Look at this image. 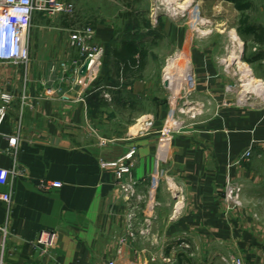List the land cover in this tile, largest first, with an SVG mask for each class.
<instances>
[{"label": "crops", "instance_id": "1", "mask_svg": "<svg viewBox=\"0 0 264 264\" xmlns=\"http://www.w3.org/2000/svg\"><path fill=\"white\" fill-rule=\"evenodd\" d=\"M61 1L75 6L72 16L62 15L69 21L34 17L29 70L0 64L1 90L13 96L0 118V171L24 172L0 184V193L12 196V205L0 202V264H230L225 259L231 256L264 264V242L248 206L264 181V107L225 105L231 82L221 64L223 50L208 47L207 40L191 50L190 29L166 20L160 36L147 43L128 30L131 16L122 11L133 6L122 7V0ZM251 2V12L258 13L251 22L264 30V0ZM83 7L85 23L75 19ZM88 26L105 53L85 102L47 97L44 83L54 69L57 88L76 94L70 83L60 84L61 65L79 59L70 32ZM246 37L254 43L255 35ZM154 39L155 45L167 43L170 54L178 49L190 55L195 98L207 106L182 135L161 133L169 109L155 61L163 63L167 54L155 52ZM125 45L136 53L122 59ZM142 116L153 120V133L130 137ZM11 139H17L15 148ZM134 149L127 179L137 183L140 200L129 204L119 195L116 170L102 164ZM228 180L243 186L244 208L226 203ZM41 181L62 187L43 191ZM130 214L136 230L148 233L121 246ZM44 232L55 234L48 253L37 246Z\"/></svg>", "mask_w": 264, "mask_h": 264}, {"label": "built area", "instance_id": "2", "mask_svg": "<svg viewBox=\"0 0 264 264\" xmlns=\"http://www.w3.org/2000/svg\"><path fill=\"white\" fill-rule=\"evenodd\" d=\"M75 6L71 2H63L61 0H0V64H11L25 71L29 70L31 64L29 51V38L33 28V20L36 14L48 15H69L72 16ZM96 31L92 27H84L72 30L70 32V45L73 49L79 51V59L70 60L62 63L63 75L59 78L60 84L70 83L73 90H77L76 94L63 91L56 86L55 69L52 72V78L44 83L46 95L49 98H57L64 102H85L88 91L92 84L98 78L102 60L104 58V48L95 44ZM182 56L185 61L180 63ZM176 61L175 70H180L181 66H190V77L180 83V88L175 89L171 75L176 72H168L170 64ZM88 64L87 72L83 75L82 68ZM192 65L184 57L182 53H176L167 60L165 74L163 76V85L171 93L170 97V114L165 121L162 134L170 136H178L187 132L190 126L204 115L206 104L195 98L197 80L193 74ZM171 74V75H170ZM58 82V81H57ZM228 89V88H227ZM229 90V89H228ZM0 99L4 106L0 108V118H5L6 106L12 102L13 96L4 93L0 87ZM26 99V97H24ZM238 103V102H237ZM235 103V104H237ZM230 104L225 101V105ZM238 105H240L238 103ZM154 130V122L149 117H144L134 125V130L130 133V137L151 135ZM17 139L10 140V146L16 147ZM136 150H131L122 160L114 163L102 164V168H112L116 170V178L118 180V191L129 204L137 197V183L128 180L127 176L131 174L133 169L132 160ZM250 153L246 158L249 159ZM24 172L16 167L11 170L0 171V184L8 185L11 178L22 176ZM60 183L40 182V189L49 191L53 188H61ZM244 188L241 184L228 180L224 188V199L231 208H241L243 206ZM0 202L12 205V196L10 193H0ZM134 215L130 214L128 225L124 236L119 240L121 246L135 241L138 235H146L148 229L137 231L134 225ZM55 234L44 232L38 239L37 246L42 248L44 253H48L53 245ZM231 264H246L243 259L231 256L226 260ZM115 264V263H110Z\"/></svg>", "mask_w": 264, "mask_h": 264}, {"label": "rangeland", "instance_id": "3", "mask_svg": "<svg viewBox=\"0 0 264 264\" xmlns=\"http://www.w3.org/2000/svg\"><path fill=\"white\" fill-rule=\"evenodd\" d=\"M84 1L86 3L87 0ZM225 2L228 1L122 0V7L126 6L127 4L129 7L131 5L133 6L132 12L127 10H123L122 12L131 16L127 20L129 21L127 27L128 30L137 31L140 37L145 39L144 41L147 43L150 42V38L154 37L157 39V35H159L158 28L160 27L161 22L166 20L174 21V23L181 24V26L183 25L184 27L190 29L192 40L191 50H193L195 46L197 47L199 45V40L200 42L207 40L208 47L217 46V50H223L225 56L222 59L223 61H221V64L226 70L227 78L231 82V85L227 86L224 91L225 100L233 103L238 102L240 105L246 107L262 108L264 107V60L254 63H251L250 60L262 54L263 49L253 42L247 43V41H245L246 36H241L238 31L242 14H238ZM85 7H83V13H80V15L77 14V17L75 18L79 19L80 22L83 21V23H85V19L87 17ZM248 15L251 21L254 22V18H257L258 13L253 11L248 13ZM40 19H58L63 22L68 20L62 15L36 14L35 21ZM233 33H236V35L239 37V40L242 43L241 48H237L238 44H234L232 42L231 36ZM63 35L64 43L69 41V33L64 31ZM155 39L153 40V46L155 45ZM64 49H67L65 44ZM155 50V52H158L160 55L167 54V57L165 58L166 60L163 61V63L160 61L159 57L158 60L155 61L157 65L156 67H158L159 71L161 72L160 77L162 85L163 76L167 66V60L170 57H173L176 53H182L187 61L191 63L193 68L192 71L196 78L193 60L190 58V55L187 54V52L177 49L170 54L167 43L162 42V40H159V42L155 45ZM236 55L239 56V58L234 60ZM241 57L243 58L241 59ZM177 58H180L181 64H183L182 62L185 61L182 56H177ZM187 65L188 64H186L184 67L181 66L180 70H176V72H180L174 74V76H179L182 71H191V67H187ZM8 67L17 68L13 66ZM257 86H259L258 88H261L259 91L254 90V88H257ZM178 88H180V83L178 84ZM164 90L167 108L169 109L170 114V97L172 96L168 89L165 88ZM144 117L146 116H142L137 120ZM254 197L256 199L249 203L248 206L253 210L254 215L252 216V222L257 229L260 239H262V242H264V181L261 182L259 187H257L255 190ZM245 204L246 203L243 200V206L241 208H244ZM206 264L215 263H209L208 261Z\"/></svg>", "mask_w": 264, "mask_h": 264}, {"label": "trees", "instance_id": "4", "mask_svg": "<svg viewBox=\"0 0 264 264\" xmlns=\"http://www.w3.org/2000/svg\"><path fill=\"white\" fill-rule=\"evenodd\" d=\"M229 2H232L236 9L242 14L241 19H240V27L238 28L239 33L241 36H251L255 35L254 38V43L257 44L260 47L264 46V30L262 27H257L256 25H253L251 22V19L248 15L253 9L254 5L251 2V0H227ZM127 45V44H126ZM124 47L123 52H122V59L124 58L123 56H130L134 55L136 51L134 48L127 46ZM247 51V48H246ZM146 52L143 51L140 53L142 61L143 58H145ZM264 60V53L258 55L254 59L250 60L251 63L258 62ZM135 62V61H134ZM143 63L140 66L141 68L143 67Z\"/></svg>", "mask_w": 264, "mask_h": 264}, {"label": "bare ground", "instance_id": "5", "mask_svg": "<svg viewBox=\"0 0 264 264\" xmlns=\"http://www.w3.org/2000/svg\"><path fill=\"white\" fill-rule=\"evenodd\" d=\"M231 40H232V42L234 43V44H238V46H237V48H241V46H242V43L240 42V40H239V37L236 35V33H233L232 34V36H231ZM235 46V47H236ZM240 50V49H239ZM239 58V56H235L234 57V60H237ZM175 64H176V61L175 62H173L172 64H170V68L168 69V71L171 73H173L174 71L176 72V70H175ZM187 69V68H186ZM189 69V68H188ZM178 72H180V71H178ZM178 72H176V73H178ZM171 75V74H170ZM171 76H173V77H171V80L173 79V84H174V86H175V89H179L178 88V84L179 83H181V82H183V81H185V80H188L189 79V77H190V71L188 70V71H182V73H180V75L179 76H174V75H171ZM259 86H257V88H254V90H256V91H259L261 88H258ZM264 87V86H263Z\"/></svg>", "mask_w": 264, "mask_h": 264}, {"label": "water", "instance_id": "6", "mask_svg": "<svg viewBox=\"0 0 264 264\" xmlns=\"http://www.w3.org/2000/svg\"><path fill=\"white\" fill-rule=\"evenodd\" d=\"M243 55V54H242ZM243 57H241L242 59ZM87 68H88V64H86L83 68H82V74L84 75L87 72Z\"/></svg>", "mask_w": 264, "mask_h": 264}]
</instances>
